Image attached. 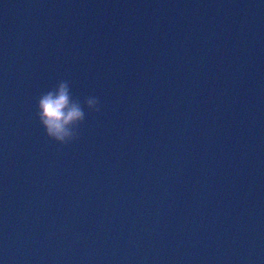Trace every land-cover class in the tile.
<instances>
[{
  "label": "water",
  "instance_id": "water-1",
  "mask_svg": "<svg viewBox=\"0 0 264 264\" xmlns=\"http://www.w3.org/2000/svg\"><path fill=\"white\" fill-rule=\"evenodd\" d=\"M0 264H264V0H0Z\"/></svg>",
  "mask_w": 264,
  "mask_h": 264
},
{
  "label": "clouds",
  "instance_id": "clouds-1",
  "mask_svg": "<svg viewBox=\"0 0 264 264\" xmlns=\"http://www.w3.org/2000/svg\"><path fill=\"white\" fill-rule=\"evenodd\" d=\"M99 99L88 96L74 98L70 82L60 80L36 100V118L45 135L58 145L68 146L79 139L80 126L86 119L85 108L99 112Z\"/></svg>",
  "mask_w": 264,
  "mask_h": 264
}]
</instances>
